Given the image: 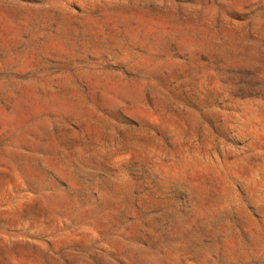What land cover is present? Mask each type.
<instances>
[{
	"label": "rangeland",
	"instance_id": "374dc122",
	"mask_svg": "<svg viewBox=\"0 0 264 264\" xmlns=\"http://www.w3.org/2000/svg\"><path fill=\"white\" fill-rule=\"evenodd\" d=\"M0 264H264V0H0Z\"/></svg>",
	"mask_w": 264,
	"mask_h": 264
}]
</instances>
